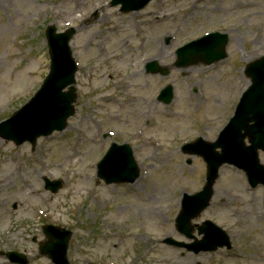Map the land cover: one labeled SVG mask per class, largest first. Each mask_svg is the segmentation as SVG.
Segmentation results:
<instances>
[{"label":"rangeland","instance_id":"rangeland-1","mask_svg":"<svg viewBox=\"0 0 264 264\" xmlns=\"http://www.w3.org/2000/svg\"><path fill=\"white\" fill-rule=\"evenodd\" d=\"M134 14L104 0H0V29L11 28L9 38H0V122L28 102L49 72L47 26L77 29L71 47L79 64L76 114L64 131L34 148L0 138V170L9 176L0 185V264H11V251L24 253L28 264H54L40 253L49 223L72 232L69 264H264V187L251 188L230 165L221 168L211 205L193 224L214 222L233 248L194 255L163 242L186 241L175 227L182 196L205 184V162L181 146L216 139L250 84L244 69L264 56V0H153ZM117 26L123 29L115 32ZM211 31L228 34L227 58L176 67L177 48ZM125 55L133 63L117 60ZM145 57L168 74H147L135 64ZM125 81L131 86L122 87ZM168 84L175 97L165 105L157 96ZM195 87L199 93L190 94ZM112 142L134 148L141 174L133 184L98 178L97 164ZM260 159L264 164L263 152ZM44 178L63 187L47 191Z\"/></svg>","mask_w":264,"mask_h":264},{"label":"water","instance_id":"water-1","mask_svg":"<svg viewBox=\"0 0 264 264\" xmlns=\"http://www.w3.org/2000/svg\"><path fill=\"white\" fill-rule=\"evenodd\" d=\"M150 0H113V5L122 4L123 11L138 10ZM75 30L56 34V28L47 31L50 54L52 57L51 72L36 96L11 118L0 124V136L14 140L17 144L30 141L33 144L40 136L49 135L54 130H63L66 120L74 114L73 103L76 101V90L69 87L74 84L77 66L72 58L69 41ZM208 41V42H207ZM228 36L214 33L198 42L187 45L178 51L180 62L184 66L203 60L208 64L226 57L225 47ZM198 46L199 48H197ZM153 72L158 71L154 63L149 65ZM246 74L251 77L252 84L244 93L234 116L221 132L217 142L207 143L199 140L192 146V154L201 155L208 165L207 182L204 189L193 195H186L182 203V211L176 219V228L189 239L195 238L193 243L176 242L166 239L169 244L186 247L189 251H215L219 247L231 248L227 233L215 224L206 221L198 227L201 240L193 235L195 230L191 221L205 210L214 194L213 186L218 178L219 169L223 164H232L245 170L249 182L253 187L264 185V165L259 160V149L264 150V57L247 66ZM170 103L173 98L171 85L163 89L160 99ZM248 137L250 145L245 144ZM220 148L221 153L216 152ZM99 176L108 184L114 182H134L139 172L135 163L132 149L128 145L114 144L108 154L98 166ZM49 187L56 192L59 184L50 183ZM46 234L53 240L42 248L43 254H49L61 264H68L66 253L71 236L60 228L47 226ZM13 261L26 263L23 255L9 253Z\"/></svg>","mask_w":264,"mask_h":264},{"label":"bare ground","instance_id":"bare-ground-1","mask_svg":"<svg viewBox=\"0 0 264 264\" xmlns=\"http://www.w3.org/2000/svg\"><path fill=\"white\" fill-rule=\"evenodd\" d=\"M133 15H131V16H136V15H138V14H134V13H132ZM120 29H123V27L122 26H117V29L116 30H114L115 32H118V30H120ZM11 34V28L9 27V25L8 24H6V23H4L3 25H1V29H0V38L2 39V38H9V35ZM126 37H119V39H118V41H121V42H126ZM156 59V58H155ZM154 59V60H155ZM117 60L120 62V61H124V62H126V63H128V64H130V62L132 61V63H133V59L132 58H127L126 57V55L124 56V57H118L117 58ZM157 60V59H156ZM149 61H151V58L150 57H145L141 62H137V63H135L138 67H140V66H142L144 63H147V62H149ZM140 64H142V65H140ZM140 65V66H139ZM195 70V69H194ZM144 69H142V70H139V71H134L133 72V75L135 76V77H140V76H142V74L144 73ZM133 77V76H132ZM131 85H130V83H128V82H123L122 83V87H125V88H128V87H130ZM68 159H70V157H68ZM6 173V172H5ZM5 173L3 174V172L0 170V185L2 184V183H4L5 181H7V179L9 178V176H8V174H6L5 175ZM2 186V185H1ZM0 186V187H1ZM25 187H27L29 190H30V193L31 194H34V193H37V191L36 190H33L32 189V186L31 185H25ZM132 189H136V186H132L131 187ZM116 236V234H112V238H114ZM144 238H146V239H148V235H142ZM130 237V236H129ZM47 262V261H46ZM44 264H46V263H44ZM47 264H49L48 262H47Z\"/></svg>","mask_w":264,"mask_h":264}]
</instances>
